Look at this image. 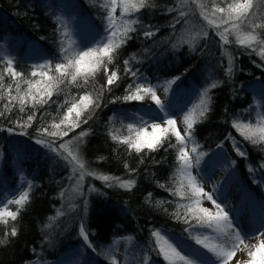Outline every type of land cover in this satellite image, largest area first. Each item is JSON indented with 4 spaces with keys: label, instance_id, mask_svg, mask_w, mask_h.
<instances>
[{
    "label": "trees",
    "instance_id": "16d2710c",
    "mask_svg": "<svg viewBox=\"0 0 264 264\" xmlns=\"http://www.w3.org/2000/svg\"><path fill=\"white\" fill-rule=\"evenodd\" d=\"M46 1L0 0V56H4L1 48L4 37L11 33L22 35L24 45L28 39L36 41L48 60L53 64L59 62L60 42L64 39L61 32L64 29L59 16ZM76 1L80 11L97 25L105 20L99 0ZM152 2L154 7L143 9L138 14L140 24L136 33L132 34V39L119 50L114 63L108 65L110 70L118 69L120 76V80L110 91L102 88L106 79L101 71L94 80H90L86 88L68 86L66 83L61 85L63 92L54 93L48 104L35 109L37 118L31 127L20 128L13 123L18 119L23 122L33 111L31 105L26 106L24 112L13 107L11 113L0 117V142L3 143L0 199L4 189L13 185L17 176L10 164L11 143L23 146L26 156L21 167L33 185L30 203L25 205L15 222L18 235H9L8 243L0 245V264H62L73 251L82 246L87 249L89 260L97 264H111L95 248L110 245L120 238H129L130 244L143 259L167 264L158 254L151 233L162 229L181 238L194 235L195 231L189 225L173 216L178 204L187 203L168 191L176 186L173 175L177 168L175 151L171 148L165 151L166 143L164 148L154 152L145 150L140 154L134 151L129 154L130 150L125 145L110 139L108 122L117 110H136L140 105H153L149 100L140 103L118 99L126 95L127 85L133 83V78L125 75L124 60H128L132 70L138 72L136 83L144 80L155 85L162 80L179 77L178 86L184 88H189L193 83L207 86V72H210L219 86L209 93L212 96L211 111L203 122L196 124L195 141L199 144L200 151L205 153L204 156L222 149L232 162L242 185L260 197L263 196L256 180L259 170L260 175H264V145H252L245 141L231 126V121L244 109H254L253 83L258 81L264 86V61L235 42L221 46L215 29L209 28L203 21L192 0H189L185 8L179 9L186 12L191 9L184 18L188 23L184 20L175 23L178 13L167 10L174 8L178 0ZM206 2L210 5V0ZM220 6L225 5L221 3ZM256 12L257 21L264 18V5H259ZM173 24L174 27L170 26ZM146 26H151L152 31L157 28L159 31L153 37L146 38L142 34L147 30ZM201 30H207L206 38L201 37L192 45L183 42L189 38V32ZM234 39L230 34L229 40ZM21 54L22 51L13 52L14 67L27 76L32 67L21 59ZM229 54L233 60V70L231 74H226ZM4 82L7 85L11 80L6 77ZM24 87L26 86L22 85ZM84 91L91 92L94 98L99 97L100 107L85 114V118L91 115L87 124H81L80 128L69 132L63 140H56L54 146L76 137L81 131L90 130L80 146L86 167L122 179H134L136 184L131 191L107 187L103 181L88 176L77 190L76 178L66 162L57 153L37 143L41 139H52L42 137L37 132L42 123L50 124L54 117L55 122L59 123L66 111L65 100L78 98ZM5 102L6 100H0V111H3ZM9 128L14 131H8ZM52 130L49 128V131ZM229 134L235 139H230ZM171 142L175 143V139ZM236 143L246 152V157L237 155L234 150ZM141 159L144 161L142 164ZM125 162L130 169H136V172L129 174L124 167ZM93 187L95 190H90ZM149 193L151 197L148 196ZM12 207L15 210V206ZM81 223L88 233V242L80 235ZM10 226L11 221L8 227ZM6 230L5 226H0V238H3Z\"/></svg>",
    "mask_w": 264,
    "mask_h": 264
},
{
    "label": "snow or ice",
    "instance_id": "6c2138e0",
    "mask_svg": "<svg viewBox=\"0 0 264 264\" xmlns=\"http://www.w3.org/2000/svg\"><path fill=\"white\" fill-rule=\"evenodd\" d=\"M189 0H178L176 6L167 9L170 12H177L178 18L175 23L184 20L189 12L179 10L188 5ZM200 17L206 22L209 28L215 29V34L219 37L221 46L235 42L255 54L264 61V18L257 21L256 9L259 5H264V0H192ZM223 3L225 6L221 7ZM99 7L104 10L105 35L103 39L96 42L93 46L81 48L70 38L67 31H62L64 39L60 42L59 62L53 64L46 60L43 64L33 65L26 76L23 71H18L14 67V58L10 56H0V100H6L3 104V111L0 117L11 113L13 107H18L20 112H24L26 106L31 105L33 111L21 122L19 119L14 121L20 128L31 127L36 120L35 109L42 107L51 100L53 94H60L64 91L61 85L77 88H86L90 80H94L97 73L103 71L106 79L104 90H111L119 80L118 69L110 70L108 65L113 64L119 50L132 39V34L136 33L137 26L140 24L138 14L143 9L154 7L152 0H99ZM117 9H120L119 16ZM179 10V11H178ZM59 19V18H58ZM188 23L187 20H184ZM61 27L66 29V24L60 20ZM174 27L173 25H170ZM143 31L146 38L153 37L159 29L151 30V26H146ZM235 37L234 41L229 40V35ZM207 30L189 32L188 39L184 43L194 44L199 38H206ZM135 59V57H132ZM125 65V75L133 78V83L128 84L125 89L126 95L121 98L125 102H140L149 100L155 108L145 106L146 115L151 119L145 120L143 116L137 118L136 124H127V135H118L119 130H109L110 139L118 144L125 145L131 152L140 154L147 150L154 152L160 148H171L176 153L177 168L174 172L175 189L169 188L168 191L178 196L187 203L178 204L177 210L173 213L174 218L182 220L189 225L196 235L193 236L195 243L211 253L214 258L205 261V264H264V220L259 226H251L245 229L243 224L234 222L230 215V210H226L225 205L214 198V193L206 191L202 182L193 174V168L200 164L205 153L200 151L199 144L195 141L194 130L197 123L203 122L211 111L212 96L209 94L212 89L219 86V82H209V85L200 94L199 103L193 109L186 110L182 115L183 133L178 127L177 120L173 114L165 111V103L157 95L156 86L150 82L136 83L138 72L133 71L129 66V61H123ZM233 70V60L229 54L227 60L226 74H231ZM9 78L11 83L5 84V78ZM144 79V78H140ZM176 77L167 83L170 85L178 80ZM22 85L26 87L22 88ZM169 89L165 87L164 91ZM13 91L15 95H13ZM102 95V92H101ZM66 111L56 123V118L50 124H43L37 129L42 137H51V140L41 139L37 143L43 144L54 153H57L69 166L73 177L76 178L77 190L86 176L103 181L107 187H119L131 191L135 187L134 179H122L119 176H112L89 170L86 162L80 153V146L84 143V137L90 130L81 131L76 137L63 141L54 146L56 140H63L69 132L87 124L91 119L89 114L100 107L99 97L94 98L93 94L84 91L78 98L72 97L65 100ZM64 107V105H60ZM162 120L163 123L156 122ZM63 125V128L61 127ZM231 126L245 140L252 145H264V113H261L255 123L240 121L238 118L231 121ZM49 128L53 129L49 131ZM149 128L151 131H149ZM8 131H14L9 128ZM175 143H172V139ZM230 139H235L231 137ZM189 145L191 149L189 150ZM234 150L240 157H246V152L242 151L239 143L234 145ZM103 159V157H99ZM143 159L140 160L142 164ZM129 174L135 173L136 169H130L127 162L124 164ZM164 187V185H159ZM33 185L27 182V190L14 193L15 198L9 197L0 199V226H5L6 231L3 238H0V245L8 243V236L18 235V228L15 222L25 205L30 203V192ZM90 190H95L91 188ZM151 197V193L148 194ZM211 203L213 207H205L204 201ZM15 206V210L13 207ZM62 214V213H61ZM12 222V226L8 227ZM198 230V231H197ZM79 232L83 240L88 242V233L85 231L84 224L79 226ZM154 238L156 250L167 264H197L198 259L204 253H191L185 255L170 239L154 230L151 233ZM254 240L255 243L248 241ZM197 257L194 259L193 257ZM111 264H118L116 257H109ZM147 264V262H145Z\"/></svg>",
    "mask_w": 264,
    "mask_h": 264
},
{
    "label": "rangeland",
    "instance_id": "374dc122",
    "mask_svg": "<svg viewBox=\"0 0 264 264\" xmlns=\"http://www.w3.org/2000/svg\"><path fill=\"white\" fill-rule=\"evenodd\" d=\"M46 4L50 6L53 12L59 16L60 20L66 24V29L70 35V38L76 42L81 48L85 46H93L96 42L103 39L105 35V23L104 20L101 25H97L90 17L85 15L80 11L78 2L76 0H47ZM120 9H117V15L119 16ZM2 53L4 56H10L13 58V52H20L21 59L28 62L31 67L37 64H43L48 58L45 52L41 50L40 45L31 39L27 40V44L24 45V38L22 35L17 34H7L4 37L2 44ZM209 82H215L216 80L212 78L210 72ZM175 78H170L167 80H162L157 82L156 86L157 95L165 103V111L173 114L177 120L178 127L181 132L184 131V126L182 124V115L188 109H193L197 106L200 99V94L204 91L207 86L191 84L189 88H184L178 86V81L175 83L168 84V81H172ZM147 82V81H140ZM165 87L169 90L164 91ZM254 88V109L249 107L244 109L235 119H239L247 123L252 121L255 123V119L264 113V86H262L258 81L253 83ZM150 106L155 108L154 105L145 104L140 105L136 110L129 109H119L112 116L108 122L109 130H119L118 135H127V129L124 127L127 124H136L137 118L143 116L145 120L151 119V116L146 115V107ZM250 111V113H249ZM156 122L163 123L162 120H157ZM149 131L151 129L149 128ZM3 143L0 142V166L3 163V157L1 153V148ZM10 147V164L16 171V181L9 188L4 189L1 199L4 198H15L14 193L21 190H27L26 184L31 181L30 177L21 167V162L24 160L26 154L23 150V146L19 143H11ZM191 146L189 145V150ZM264 169V163H263ZM193 174L202 182L206 191H211L214 193V198L218 202L225 205L226 210H230V215L233 216L234 222L243 224L245 229L251 226H259L262 220H264V175H260L261 171L257 173V183L260 186V192L263 194L260 197L255 192L249 190L247 187L243 186L241 179L237 171L233 168L232 162L228 159L225 152L221 149L214 154L203 156L200 164L193 168ZM257 171V170H256ZM4 174V173H3ZM32 183V182H31ZM3 190V189H2ZM205 207H213L210 202L204 201ZM161 232L162 235L168 237L172 243H174L185 255L191 253H204L201 256L197 264H205V261H211L214 258L211 253H207L205 249H202L200 245L195 243L193 236L197 233L195 231L194 235L188 238H181L179 235L163 231L162 229H156ZM198 231V230H197ZM249 243H255L254 240L248 241ZM100 255L107 257L108 260L111 255L116 257L118 264H158L157 262L151 261L147 258H142L141 255L135 250V248L130 244L129 238H120L112 242V244L107 246H97L95 248ZM87 249L85 246L79 247L76 251H73L69 258L66 259L62 264H97L93 260H89L87 257ZM196 259L197 257H193ZM107 260V261H108ZM111 262V260H110ZM38 264H48L46 262H40ZM61 264V263H60ZM102 264V263H100ZM234 264V262H233Z\"/></svg>",
    "mask_w": 264,
    "mask_h": 264
}]
</instances>
